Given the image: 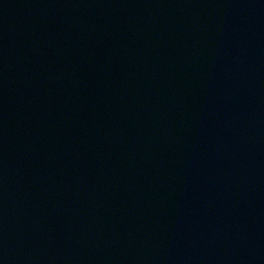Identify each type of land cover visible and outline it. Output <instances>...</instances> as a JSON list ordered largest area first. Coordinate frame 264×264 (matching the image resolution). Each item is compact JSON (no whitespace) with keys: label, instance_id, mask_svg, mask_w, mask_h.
<instances>
[{"label":"water","instance_id":"water-1","mask_svg":"<svg viewBox=\"0 0 264 264\" xmlns=\"http://www.w3.org/2000/svg\"><path fill=\"white\" fill-rule=\"evenodd\" d=\"M0 264H264V0H0Z\"/></svg>","mask_w":264,"mask_h":264}]
</instances>
